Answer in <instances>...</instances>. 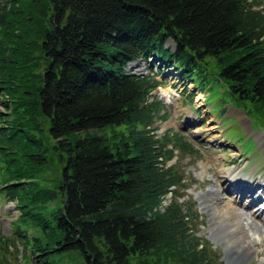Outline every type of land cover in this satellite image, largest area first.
Returning a JSON list of instances; mask_svg holds the SVG:
<instances>
[{
    "label": "trees",
    "instance_id": "obj_1",
    "mask_svg": "<svg viewBox=\"0 0 264 264\" xmlns=\"http://www.w3.org/2000/svg\"><path fill=\"white\" fill-rule=\"evenodd\" d=\"M150 56L264 126V1L0 0V195L21 210L5 264L16 240L30 264H212L169 164L198 150L158 137L159 82L125 70Z\"/></svg>",
    "mask_w": 264,
    "mask_h": 264
},
{
    "label": "rangeland",
    "instance_id": "obj_2",
    "mask_svg": "<svg viewBox=\"0 0 264 264\" xmlns=\"http://www.w3.org/2000/svg\"><path fill=\"white\" fill-rule=\"evenodd\" d=\"M258 1L262 2L264 0ZM173 46L171 41H167L165 44V47L170 49ZM154 57L149 61H144L143 59L131 61L125 70L128 73H147ZM156 67L157 65L153 69ZM153 73H156V69ZM167 73L168 71H166ZM157 76L166 85L171 86L172 90L176 87L179 95V91L182 92L180 97L172 98L171 103L166 104L167 118L162 121L158 119L155 122L153 127H158L156 134L160 137L165 130H171L174 133L179 132L180 135L185 136L186 140L192 142L200 150L199 154L192 155L175 152L174 167L177 173L184 177L182 182L184 186L178 189V192L183 194L180 202L186 203L195 214V218L191 220L190 225L198 235L202 245L206 246L211 263L264 264L262 263V260L264 261V210L262 209L264 201H256L255 204L244 208L243 204H247L246 200L250 199L249 201L253 202V197L255 196L240 200L238 194H242L239 193V190L243 189V185L240 184L238 189L231 191L230 188L233 187H229L226 181L227 176L229 178L232 177L228 175L227 169L233 170L236 166L244 171L247 169L253 176L264 177V137L256 136L258 132H262L264 136V126L253 124V126L251 125L252 132H250V125L245 119L244 113L239 111L236 114L234 110H230V107L235 108L228 99L225 85L221 83L211 80L204 87L205 92L202 94L190 80H179L176 74L175 76L168 75L165 78H162L159 74ZM166 85L163 86L167 88L168 86ZM184 88H187L186 92L194 94L191 107L187 101L190 96H185ZM154 95L155 98H158V90L154 92ZM2 109L3 105L0 104V110ZM192 109L198 110L199 116L196 114V110L190 112ZM208 111L210 114H208ZM188 114L191 117H187ZM184 124H191L190 128L185 127ZM112 130L115 132L122 131L124 126L108 127L104 132L110 135ZM51 164L53 167L47 168L41 174L38 172L40 175L35 178V181H39L42 186L48 189H52L58 177V163L54 160ZM253 182L259 184L261 178H256ZM189 190L195 193L199 192L201 201H206V198L210 199V201H206V203H202L200 200L198 202L194 201ZM226 191L231 192L233 196L223 200L218 198L220 195L222 198L227 197L229 194ZM214 192L220 195L215 196ZM236 196L239 200L236 199ZM234 199L236 203H233ZM169 200V195H167L163 204H167ZM201 206H204V210L200 212L199 208ZM258 209L263 210L261 214V210L258 211ZM212 211L221 213L225 218L230 214V211L236 212L241 217H251L250 226L254 231L261 234L260 239L254 241V238L249 235L248 239L252 243L251 248L246 250L244 254H237V251L229 249V245L234 246L235 241H230L229 236H226V238L222 235V233L225 234L227 232L226 226L230 222L222 220V222H215L214 225V219L210 215ZM20 216L21 210H19L16 201H10L4 196L0 197V228L5 236H15L13 226L15 221H19ZM21 229L29 236H33L35 233L34 230L28 227H22ZM240 232H246V229L240 228ZM15 244L17 251L12 249V247L10 248L13 254L9 259H7L9 256H6V264H30L27 256L29 252L23 251V246L18 240H16ZM242 249L243 247H240V251ZM3 261L5 259L1 256L0 251V263L5 264Z\"/></svg>",
    "mask_w": 264,
    "mask_h": 264
},
{
    "label": "bare ground",
    "instance_id": "obj_3",
    "mask_svg": "<svg viewBox=\"0 0 264 264\" xmlns=\"http://www.w3.org/2000/svg\"><path fill=\"white\" fill-rule=\"evenodd\" d=\"M227 173L229 176L232 175H237V173H235L234 171H231L229 169H227ZM230 179H233V181H236L234 179V176L230 177ZM216 195H220L218 193L215 194ZM256 200L253 199V201ZM263 210H261L260 214L262 213ZM228 213V212H227ZM210 215L212 216V218L214 219V225L215 222H222V220L227 222H230V224H227V232L225 234L222 233V235L229 236L230 241H235V245H229V249H231L232 251H237V254H244L246 252V250H249L251 248V241L248 239V236L251 235L254 239V241H257L260 239V235L259 233H257L256 231H254L252 229V227L250 226V222H251V218L250 217H241L238 216L239 214H237L236 212L234 213L233 211H230L231 215L230 217H224V215H222L219 212H215L212 211L210 213ZM239 217V218H238ZM241 217V218H240ZM238 218V220L236 221V219ZM231 220V221H228ZM240 228L242 229H246V232H240ZM227 238V237H226ZM240 247H243V249L240 251ZM262 263H264V261L262 260Z\"/></svg>",
    "mask_w": 264,
    "mask_h": 264
}]
</instances>
